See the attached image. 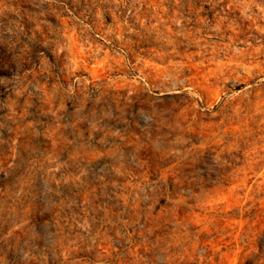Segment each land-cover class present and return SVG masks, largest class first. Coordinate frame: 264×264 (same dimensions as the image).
<instances>
[{"label":"rangeland","instance_id":"1","mask_svg":"<svg viewBox=\"0 0 264 264\" xmlns=\"http://www.w3.org/2000/svg\"><path fill=\"white\" fill-rule=\"evenodd\" d=\"M0 264H264V0H0Z\"/></svg>","mask_w":264,"mask_h":264}]
</instances>
